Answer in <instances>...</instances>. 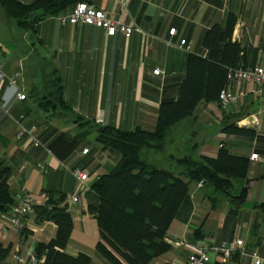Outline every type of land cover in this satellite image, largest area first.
I'll return each instance as SVG.
<instances>
[{
  "label": "crops",
  "instance_id": "0c3cea01",
  "mask_svg": "<svg viewBox=\"0 0 264 264\" xmlns=\"http://www.w3.org/2000/svg\"><path fill=\"white\" fill-rule=\"evenodd\" d=\"M87 2L114 20L134 23L140 31H133L130 37L120 31L108 35L103 27L82 21L63 22L62 18L75 9L69 7L41 20L34 33L25 32L21 50L16 47L10 26L13 41L0 40L4 74L0 91V159L11 168L8 182L15 195L32 193L38 205H43L47 199L43 194L65 193L63 204L68 203L74 220L65 251L72 256L86 253L94 264H108L96 251L100 230L88 205L98 203L91 184L100 174L112 170L122 156L97 140V125L155 130L160 104L180 98L189 55L206 56V31L215 23L225 24L230 15L237 18L233 40L245 48L246 67L264 65V0H130L126 13H122L117 0ZM171 28H176L174 35L170 34ZM34 34L43 43H33ZM182 39L190 44L189 50L180 47ZM6 44L12 45L5 50ZM37 47L40 51L31 65L26 58ZM45 57L53 63L47 71L53 68L55 76L61 77L70 107L66 114L46 111L32 92L34 88L36 92L43 90L39 75L47 61ZM156 68L162 72L156 74ZM17 73H21L18 83L10 84L9 79ZM231 88L238 96L236 103L224 108L219 100L201 102L192 115L172 126L170 132L180 124H189L196 138L193 145L183 140L171 155L168 142L165 148L151 151L178 163L187 155L215 158L222 144L233 154L250 159L247 176L234 180L232 195L219 194L206 182H193L166 237L167 241L183 239L186 244L172 245L148 264H184L199 241L221 245L234 238L244 241L243 248L227 262L216 256L210 264H255L251 257L254 251L264 257V86L258 87L260 93H253L246 82L234 81ZM22 91L27 95L25 99L18 97ZM21 123L29 129L37 127L34 135L42 146L36 147L28 133L17 137ZM230 123L249 128L253 134L224 132ZM85 148L88 153H83ZM252 153H258L259 159L252 160ZM75 170L87 171L91 178L90 187L74 203L71 196L79 182ZM9 213L10 210L0 214V244L11 246V252L0 264H21L19 257L36 254L38 243L56 236L57 225L52 221L38 223L33 213L25 218L23 229H12L6 217ZM198 229L202 234L196 237Z\"/></svg>",
  "mask_w": 264,
  "mask_h": 264
},
{
  "label": "trees",
  "instance_id": "16d2710c",
  "mask_svg": "<svg viewBox=\"0 0 264 264\" xmlns=\"http://www.w3.org/2000/svg\"><path fill=\"white\" fill-rule=\"evenodd\" d=\"M81 1L88 0H34L32 3L0 0V4L10 24L14 22L34 33L41 20L75 7ZM236 22V16L230 15L225 24L215 23L206 31L203 45L208 50L207 55H189L180 98L160 104L155 130L97 125L96 130L100 131L97 140L122 156L112 170L100 174L91 184L98 203L88 205L100 230L96 251L110 264H148L168 252L172 247L166 239L169 228L189 196L193 182L205 181L213 185L217 193L232 195L234 180L247 176L250 159L235 155L224 146L215 158L195 159L187 155L178 159L183 169L180 173L159 168L143 157L147 150L165 148L172 126L192 115L201 102L219 100L230 68L246 67L245 48L233 40ZM36 42L43 43L34 34L33 43ZM45 59V64L53 65L50 59ZM56 73L53 68L50 72L43 69V90L36 92L34 88L32 92L46 111L66 114L70 107L64 97L61 77L55 76ZM80 120L81 117L78 122ZM223 131L235 135L253 134V130L235 123L226 125ZM10 176L11 168L0 159V214L7 213L14 203L15 193L8 182ZM46 197L43 205L35 207L36 220L54 222L57 233L49 242L36 245L37 257L45 256L42 264H94L86 253L72 256L65 251L74 229L68 203L63 204L67 195L49 191ZM201 234L200 229L196 230V237ZM10 252L11 246L0 244V260H5Z\"/></svg>",
  "mask_w": 264,
  "mask_h": 264
},
{
  "label": "built area",
  "instance_id": "2783aa9c",
  "mask_svg": "<svg viewBox=\"0 0 264 264\" xmlns=\"http://www.w3.org/2000/svg\"><path fill=\"white\" fill-rule=\"evenodd\" d=\"M121 6L122 13H126L127 5L130 0H117ZM63 22H70L72 24L82 21L87 24L96 25L106 29L108 35H114L118 31L124 33L127 37L133 33V31H140L134 23L126 24L122 20H114L110 18L103 9L98 8L94 4H91L87 1H81L77 3L74 11L66 17L62 18ZM176 33V28L170 29V34L174 35ZM180 47H184L187 50L190 49V44L187 43L186 39H182ZM264 53V50H263ZM2 64L0 63V91L4 81V74L2 72ZM156 74L162 72L160 68L154 70ZM21 77V73H17L15 76L9 79L10 84H17L18 79ZM246 82L250 87V92H259V86H264V65H255L253 67H239V68H230L227 74V84L219 92V101L222 107L227 108L231 104L237 102V94L232 90V82ZM25 92H19L18 97L20 99L26 98ZM1 109V103H0ZM37 130L36 126L27 128L24 124H20V128L17 134V137H21L25 133H28L32 140L33 144L36 147L42 146V142L35 137L34 133ZM221 146H223L221 144ZM89 149L85 148L83 153H88ZM252 160H258L259 154L252 153ZM41 168H44L40 164ZM75 175L78 179L77 191L72 194L71 201L78 202L79 195L85 191L89 186L88 182L90 181V175L87 171L84 170H75ZM46 198V194L42 195ZM38 198L36 195L26 192L20 195L14 196V203L11 206L10 213L6 215L8 220V225L12 229H23L25 226V218L35 212V207L38 204ZM171 245L182 246L186 244V241L183 239L179 240H170L168 241ZM244 241L240 238H234L229 242L223 243L221 245L212 244L210 241H199L194 245V251L189 255L188 259L184 264H210L213 262L214 257L220 256L223 262L229 261L233 254L240 248H243ZM251 257L254 259L255 264L264 263V257L259 255L257 251L251 253ZM45 256L42 258L37 257L36 254H30L26 257H19L18 260L21 264H42L44 262Z\"/></svg>",
  "mask_w": 264,
  "mask_h": 264
},
{
  "label": "rangeland",
  "instance_id": "374dc122",
  "mask_svg": "<svg viewBox=\"0 0 264 264\" xmlns=\"http://www.w3.org/2000/svg\"><path fill=\"white\" fill-rule=\"evenodd\" d=\"M10 26H11V29H12V32H13L14 36L16 37V42H15L16 47H20L21 50H24L23 46L25 44V40L23 38V35L27 31L19 28L14 22H12L10 24ZM28 33H29V37L32 36V34H33L32 32H28ZM8 45H12V44H6L5 45V50H6V47ZM10 49H13V47H10ZM39 49L40 48L37 47V50L33 51L31 56H28L26 58V62H29L31 65H33L34 64V60H35V58H37V55H38L37 52L40 51ZM21 54H22V52H21ZM49 66H51V64L49 62H47L46 64H43L41 66L39 79L41 80V82L43 84H44V81H45L44 80L45 78H44V75H43V69L45 71H47L49 69ZM177 127L178 128L173 130V132H170L168 134V137H167V142H168L169 149H170L169 152H168V155L169 154L171 155L172 150H175L183 140H184V143H186L188 145H193L194 141L196 140V138L193 137L191 135V133H190L191 126L189 124H180V126H177ZM171 129H173V128H171ZM148 151H150V152H148ZM143 157L147 161H149L150 163L154 164L155 166H157L159 168L169 169V170H172V171H174L176 173H180L183 170L182 167L177 162L171 160L170 158H165L158 151L147 150V152L145 151ZM107 263L109 264V262H107Z\"/></svg>",
  "mask_w": 264,
  "mask_h": 264
},
{
  "label": "water",
  "instance_id": "95a60500",
  "mask_svg": "<svg viewBox=\"0 0 264 264\" xmlns=\"http://www.w3.org/2000/svg\"><path fill=\"white\" fill-rule=\"evenodd\" d=\"M0 40L4 43L13 41V37L10 31V20L6 15L0 4ZM99 130H97L96 135L99 134ZM205 183V181H203Z\"/></svg>",
  "mask_w": 264,
  "mask_h": 264
}]
</instances>
